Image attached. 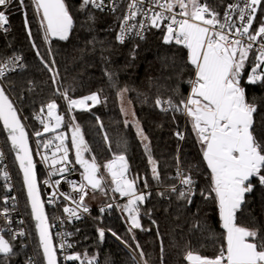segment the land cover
Wrapping results in <instances>:
<instances>
[{
  "label": "trees",
  "instance_id": "16d2710c",
  "mask_svg": "<svg viewBox=\"0 0 264 264\" xmlns=\"http://www.w3.org/2000/svg\"><path fill=\"white\" fill-rule=\"evenodd\" d=\"M229 1L206 0L209 6L220 14ZM200 2L204 3L205 0ZM64 3L73 18V28L66 41L58 37L45 39L32 0H24L23 7L18 2H12L5 10L9 31L0 29V61L12 56H20L22 59L21 69L4 76L1 83L21 118L33 132L42 128L35 122L34 116L45 114L46 108L41 113V107L55 100L58 114L64 116L65 131L70 125H79L89 149L85 152L87 159L90 158L89 155L94 157L101 168L108 160L123 154L127 160L130 178L136 179L138 188L141 187V179L147 181L151 193L140 206L141 224L144 229L150 230L135 229V241L114 208L103 213L95 210L93 213L100 225L108 231L111 230V234L115 232L127 241L131 248L107 233L101 241L98 226L81 220L68 228L69 232L74 233L70 237L74 244L71 252L86 254L88 258L95 257L96 264H133L131 254L135 250L136 260L143 264L139 250H136L138 242L148 264H189L185 259L188 251L214 257L219 252L220 245L224 243V230L216 204L203 201L197 194L194 203L188 205L177 199V193H169L166 190L174 185L173 173L177 156L186 172L192 168L199 189L210 184V171L203 161L191 122L180 112L163 113L154 106L157 95L162 99L171 96L177 102L189 95V82L194 80L195 69L188 62V50L182 45L165 44L161 29L150 31L145 40L120 44L116 40L120 21L118 15L101 13L90 6L81 10L82 0H64ZM89 13L94 15V21L88 20ZM262 15L263 12L258 10L257 25ZM41 57L58 73L55 83L51 78L52 73L44 66ZM252 59L253 54L250 55V60ZM248 70L250 65L246 67L245 75ZM122 89L128 91L121 97ZM65 90L73 99L98 93L101 102L93 105L88 101L86 109L75 108L69 111L67 101L59 94ZM247 99L257 106L253 120L254 128L259 134L264 131V87L248 86ZM123 102L127 104V111H122ZM137 121L148 136L147 141L137 135ZM177 131H184V139L181 142L175 136ZM67 143L69 144V141ZM146 144L152 158L157 162L159 181L153 179L152 165L148 160L149 152L145 151ZM11 166L13 173L17 174L15 181L32 235L37 261L38 264H43L28 208L25 207L26 200L20 177L13 161ZM36 173L39 183L43 179V172L38 166ZM105 176L111 183L109 174L106 173ZM109 191L114 198H118L116 193ZM3 193L4 187L0 182V199ZM246 200L247 207L237 213V223L249 228H258L264 233V188L257 185L251 194H246ZM126 202L121 200V206ZM47 217L50 220L49 211ZM152 221L156 223L153 224ZM197 222L206 225V230L194 228L193 225ZM4 237L15 246L17 253L11 258L10 264H26L29 251L21 242L5 235Z\"/></svg>",
  "mask_w": 264,
  "mask_h": 264
},
{
  "label": "snow or ice",
  "instance_id": "6c2138e0",
  "mask_svg": "<svg viewBox=\"0 0 264 264\" xmlns=\"http://www.w3.org/2000/svg\"><path fill=\"white\" fill-rule=\"evenodd\" d=\"M17 2L24 6V0H17ZM9 3L10 0H0V7H7ZM33 4L36 13L38 15L42 13L40 23L45 30V39L51 36L58 37L62 41L68 40L73 28V18L64 0H33ZM262 4L264 0H236L235 3L227 5L221 16L218 11L209 6L206 0L204 3L200 0H130L127 5V14L122 18L120 33L117 36L120 43H124L125 37L135 29H139L135 31V35L140 39H144V31L148 26L161 29L165 44L174 41L176 45H183L188 50V62L195 69V79L189 82L191 91L187 97L177 102L171 96L162 99L157 95L154 101V106L161 112H180L190 119L197 143L201 146L203 160L210 169L209 186L199 189L192 168L190 167L186 173L180 167L179 156H177V177L180 178L181 186L177 188L173 185L170 191L177 193V199L183 200L188 205L194 203V197L197 194L205 202H214L224 230V243L220 245L219 252L214 257L188 251L185 259L189 264H264V233L258 228H249L237 223V213L247 207L246 194H251L257 185L264 188V131L257 134L253 120V113L256 112L257 106L247 99L248 86L264 87V19L258 21V27H253L254 22H257V11L264 12ZM89 6L102 11L105 7L104 0H82L81 10H86ZM176 8H179L178 12L174 11ZM110 11H116L115 0ZM137 16H142L143 19L137 24H130L129 21L136 19ZM88 20L94 21V15L89 13ZM7 22L8 17L3 10H0V26ZM25 22L27 24L26 17ZM29 36H31L30 31ZM253 52L254 59L250 60V54ZM37 55L39 56L38 51ZM21 59L20 56H12L7 62L0 63V77L5 76V70L9 68L10 63L15 64ZM41 61L52 73L51 78L55 83L58 73L53 70V66L44 62L42 57ZM52 63L54 65L55 62ZM249 65L250 70L245 75L246 67ZM108 75L111 78V74ZM57 91L59 92V89ZM127 91L122 89L121 97ZM59 94L67 101L69 111L75 108L86 109L88 101H91L93 105L101 102L98 93H92L81 99L71 98L67 90ZM45 108L49 122L45 123L40 115H37L36 119H39L43 125L44 133L55 132L61 127L64 116L57 114L58 105L55 100L41 107L40 112L43 113ZM0 121L3 122V128L7 131L12 149L16 153L15 158L23 174V183L36 221L35 227L44 260L46 264H58L57 247L53 244L48 217L37 188L35 164L29 147L28 134L17 109L5 94L2 85H0ZM136 127L137 135L143 141H147L148 136L138 121ZM42 134L40 131L35 132L37 137ZM175 135L180 140L184 139V134L179 131ZM55 140L59 143L51 154L50 175L63 176L70 171L68 165L71 163L68 148L65 146V135L57 134ZM71 142L75 148V163L83 168L81 174L83 179L79 183L67 180L72 191L60 192L64 200L71 201L75 205V207L63 208L68 222L81 219L78 209L83 213H89V206L85 203L89 188L92 190L93 199H95L96 191L107 196L108 191L111 190L119 193L121 197H127L125 204L117 206L127 213L126 222L129 225L127 230L132 234L133 241H135V229L150 230L144 229L141 224L140 206L151 193L138 191L136 179L128 178L126 157L123 154L117 155L104 165L111 178V183L108 184L100 175L95 158L93 157L91 161L84 158L83 153L89 149L78 124L73 125ZM50 144H52L51 140L44 143L43 147L47 149ZM145 151L149 152L148 160L152 165L153 179L159 181L158 165L152 158L147 144ZM2 159L3 153L0 152V160ZM43 160L48 161L49 157L44 156ZM3 177L5 180L10 179L7 170H3ZM60 183V179L54 181L57 188ZM144 187L148 188L147 181H144ZM9 190H11L10 187ZM8 199L9 197L4 198L5 205ZM10 199L15 200V197ZM54 200L55 194L48 203H53ZM112 207L113 204H107L99 211L103 213ZM197 211L199 212L200 209ZM0 215L9 223L11 222L7 206L0 210ZM60 222L64 223V220L61 219ZM193 227L201 231L206 230V225L199 222ZM76 231L78 232L79 229ZM9 232L12 240L26 235L23 230L11 232L9 229ZM58 235L61 236L59 249L66 253L64 260L79 262V264H86V262L96 264L95 257L88 258L86 254L67 252L74 247V244L68 240L74 235L73 232L58 233ZM98 235L102 241L105 230L98 229ZM112 235L131 248V245L115 232H112ZM14 248L9 239L0 235V264H10L11 258L17 254ZM136 250H139L143 264H148L138 242H136ZM161 252H163V246H161ZM131 259L133 264H140L136 260L135 250L132 251ZM28 264H35V261L29 257Z\"/></svg>",
  "mask_w": 264,
  "mask_h": 264
},
{
  "label": "built area",
  "instance_id": "2783aa9c",
  "mask_svg": "<svg viewBox=\"0 0 264 264\" xmlns=\"http://www.w3.org/2000/svg\"><path fill=\"white\" fill-rule=\"evenodd\" d=\"M12 2H17V0H10L9 5ZM129 2H130V0H115V3H116V11L115 12L110 11V8L113 5V0H104L105 7L102 11L99 9H96V8H92L90 6L92 9H94L98 12L106 13V14H116L120 17L119 27H118V31L116 34V40H117V36L120 33L122 18L124 15L127 14V5ZM235 2H236V0H230L229 3L226 4L223 12L225 11L228 4L235 3ZM9 5L7 7H0V10H3L5 12V10L9 7ZM145 6L147 7V5H145ZM157 10H159V9H157ZM174 11L178 12L179 8L174 9ZM223 12H222L221 16L223 15ZM142 19H143L142 16H137L136 19L129 21V23L130 24H137ZM261 19H264V12H263ZM255 23L257 24V22H254V25H253L254 28L258 27V25H256ZM0 29L4 32L9 31V27L7 24L0 26ZM5 29H6V31H5ZM137 30H139V29H135L131 33H129L125 37L124 43H128L130 41L145 40L150 31L160 30V29L151 28L150 26L146 27V29L144 31V39H140L139 37H136L135 31H137ZM117 42L120 43L118 40H117ZM124 43H120V44H124ZM172 43L175 44L174 41ZM256 47H258V45ZM252 54L255 55L254 52ZM252 54H250V55H252ZM9 58L1 60L0 63L7 62ZM20 69H21V60L17 61L15 64L10 63L9 68L5 70V76L10 74V73L17 72ZM2 78L3 77H0V82H1ZM37 115H40L44 119L45 123L49 122L47 117L44 114H36L34 116V119L38 125L42 126L40 120L36 119ZM22 122L25 125V128H26L27 133H28L30 146H31L32 153L34 156L35 165H36V167L38 166L40 168V170L43 172V180H42V183L40 186V191H41L42 200H43V203H44V206L46 209V213H47V211H49V214H50V220L48 219V221H49L50 230H51L52 237H53V243L57 247L58 264H73L72 262L64 260V255L66 253L64 250L59 249V244L61 242V236L58 235V233L69 232V230H68L69 225L77 223L78 221H81V220L90 221V222L94 223L96 226H98L99 229H104L97 222V220H95V218H93L94 211L99 210L101 207H103L107 204H113L112 208L119 211L120 207H118L117 205L121 206V200L127 201V197H121L119 193H116L118 198L113 197L110 201H108L106 203H101L96 207L89 205V203H87L85 201V203L89 206V209H90L89 213H83L81 210L78 209V212H80V215H81V219H78V220L73 219L71 222H68L67 214L64 213L63 208L65 206L75 207V205L72 204L71 201L64 200V198L62 196H60V192L67 193V192L72 191L70 185L67 183V180H73V181H76L77 183H79L83 179L82 175H81L82 174L81 171L77 168V166L75 165V163L73 161L71 148L65 142V146L68 148L69 161H71V163L68 165L70 171L64 173L63 176H61L60 174L50 175V172H51L50 158H51V156H49V155H51V153L55 149L57 142L55 140H53L52 136H49V135L48 136L47 135H45V136L41 135L40 137H37L35 135V132H33L29 128V126L25 122V120L22 119ZM181 133L184 134L183 131ZM49 140L52 141V144H50L49 148L45 149L43 147V144L48 142ZM181 141L182 140H180V142ZM0 152L3 153V159L0 160V182H1L2 186L4 187L3 197L0 199V210H2L5 206H7L9 208V217L11 220V222L9 223L8 221L5 220V218L2 215H0V230L10 239H12V238H11V233L9 232V229H11V232H19L20 230H23L26 235L23 237L18 236L15 239V241L21 242L23 247H25L29 251L28 258L31 257L35 261V264H38L37 256H36V253L34 250V244L32 241V235L30 232V228L28 226V222H27V218H26V215H25V212L23 209V205H22L21 200H20L19 192L17 189L16 181H15V175H14L13 170H12V166H11V162H10V152L8 150L6 143H5V137L3 135L2 130H0ZM59 155L60 154L58 153V156ZM44 156H49V160L44 161L43 160ZM71 157H72V159H70ZM177 167H178V165L176 164V167H175V170L173 173V179H174V185L177 188H179L181 185H180V178L177 177ZM180 167H182L181 164H180ZM71 169H74V170H71ZM3 170L8 171L9 177H10L9 180L4 179ZM127 175H128V178L131 179L129 176V173ZM57 179L61 180V183L58 186V188L54 184V181ZM46 181H48V183H46ZM9 187L11 188V190H9ZM170 188H167L166 190H168L169 193H173L170 191ZM137 190L149 192V189L144 187V179H141V187H139V188L137 187ZM53 194H55L54 202L48 203L49 199L51 197H53ZM5 197H9L7 205L4 204V198ZM11 197H15V200L10 199ZM110 209H106L105 212L109 211ZM217 212H218V209H217ZM61 219L64 220V223L60 222ZM21 221H23V223H20ZM105 233H107L106 230H105ZM68 240H69V242L72 243L71 238H68ZM71 250L72 249H68L67 252H71ZM28 258H27L26 264H28Z\"/></svg>",
  "mask_w": 264,
  "mask_h": 264
},
{
  "label": "rangeland",
  "instance_id": "374dc122",
  "mask_svg": "<svg viewBox=\"0 0 264 264\" xmlns=\"http://www.w3.org/2000/svg\"><path fill=\"white\" fill-rule=\"evenodd\" d=\"M33 1V0H32ZM35 7V6H34ZM37 14V13H36ZM38 15V14H37ZM38 18H39V20H40V15H38ZM43 28V32L45 33V30H44V27H42ZM51 37V36H50ZM123 106H124V110L125 111H127L128 110V108H127V104L126 103H124L123 102ZM77 109H80V108H77ZM130 112H131V110H130ZM57 114H58V112H57ZM46 117H47V111H46V113L44 114ZM59 115V114H58ZM188 118V117H187ZM188 121H190V119L188 118ZM53 124H54V121L52 122ZM1 128V127H0ZM0 130H2V129H0ZM40 132H42L43 134L42 135H47L48 136V134H49V136H52V138H53V140H55V136L57 135V134H64L65 135V142L67 143V141H68V134H67V131H65V129L63 128V123H62V125H61V127L60 128H58V129H56V131L55 132H47V133H44L43 132V125H42V128H41V130H40ZM56 141V140H55ZM57 142V144L59 143V141H56ZM5 143H6V140H5ZM68 144V143H67ZM6 145H7V143H6ZM69 146H70V144H68ZM7 147H8V145H7ZM71 148V147H70ZM8 150H9V148H8ZM53 151H55V149L53 150ZM10 152V151H9ZM52 154V153H51ZM58 155V154H57ZM49 156H51V155H49ZM48 156V157H49ZM89 160L91 161V159H92V156H90L89 155ZM70 159H72V157L70 158ZM114 158H112V159H110V160H108L104 165H106L108 162H110V161H112ZM10 161H11V165H12V161H13V158H12V156H11V153H10ZM14 163V162H13ZM13 168V167H12ZM13 172H14V170H13ZM18 172V171H17ZM99 173H100V175H102L104 178H105V182L106 183H108V184H110L109 183V181H108V179H106V176H105V174L107 173V169L104 167V166H102L101 168L99 167ZM14 175H15V177H17V174H16V172L14 173ZM43 180V179H42ZM42 180H41V182H39V186H41V183H42ZM19 187V191L21 192V189H20V186H18ZM89 191V195H88V197L86 198V202L87 203H89V205H91V206H93V207H96V206H98L99 204H101V203H106V202H108V201H110L112 198H113V194L112 193H110V191H108V194H107V196H105V195H103L100 191H96L95 192V199H93L92 197H93V193H92V190L91 189H89L88 190ZM25 207H27V204L25 205ZM116 212L118 213V215L119 216H121L122 217V222L124 223V224H126V226H127V228H128V223L126 222V218H127V213H124L123 211H122V208L120 207V209H119V211H117L116 210ZM93 218H94V216H93ZM96 220V219H95ZM102 226V225H101ZM103 227V226H102ZM104 228V227H103ZM105 229V228H104ZM106 230V229H105ZM106 232H107V234L108 235H110L111 237H113L114 239H116L117 240V238L116 237H114L108 230H106ZM1 234H3V235H5L1 230H0V235ZM6 236V235H5ZM118 241V240H117ZM119 243L121 244V245H124V244H122L120 241H119ZM42 260V259H41Z\"/></svg>",
  "mask_w": 264,
  "mask_h": 264
},
{
  "label": "water",
  "instance_id": "95a60500",
  "mask_svg": "<svg viewBox=\"0 0 264 264\" xmlns=\"http://www.w3.org/2000/svg\"><path fill=\"white\" fill-rule=\"evenodd\" d=\"M0 85H2L1 82H0ZM2 86H3V85H2ZM3 87H4V86H3ZM4 89H5V88H4ZM5 94H6V95L9 97V99L12 101V99H11V97L9 96V94L7 93V90H6V89H5ZM12 102H13V101H12ZM13 105H14V103H13ZM14 107L16 108L15 105H14ZM16 109H17V108H16ZM17 111H18V110H17ZM18 115L20 116L19 112H18ZM20 118H21V117H20ZM21 122H22V119H21ZM22 123H23V122H22ZM0 127H1V129H2L3 135H4V137H5L6 143H7L8 148H9V151H10L11 156H12V158H13V162H14V164H15V167H16V169H17V171H18V174H19V177H20V181H21V185H22V189H23L24 197H25V200H26V204H27L28 212H29V215H30V218H31V222H32V225H33V229H34V233H35V236H36V240H37L38 248H39V251H40V254H41L42 262H43V264H46V261L44 260V257H43L42 249H41V247H40V245H39L38 232H37V229H36V227H35V225H36V221H35V219H34V217H33V215H32V212H31L30 201H29V198H28V196H27V189H26V186H25L24 183H23V174H22V171H21L20 168H19V162H18V161L16 160V158H15V155H16L15 150L12 149L11 141L8 139L7 131L3 128V122H2V121H0ZM25 130H26V128H25ZM72 131H73V125L68 126V128H67L68 141H69V144H70V147H71L73 161H74V163H75V148H74V146L72 145V142H71ZM26 132H27V130H26ZM27 134H28V133H27ZM28 141H29V137H28ZM29 147H30V150H31V152H32V149H31V146H30V142H29ZM32 156H33V153H32ZM83 156H84V158H85L86 160H89V159H87V158L85 157V153H83ZM89 161H90V160H89ZM33 162H34V164H35L34 156H33ZM75 165L77 166V168H78V169L81 171V173H82V172H83V168H82L79 164H76V163H75ZM35 171H36V165H35ZM36 177H37V173H36ZM37 188H38V190H39L40 199H41V201L43 202V200H42V196H41V191H40V186H39V183H38V179H37ZM89 189H90V188H89ZM43 205H44V203H43ZM44 211H45V214L47 215V213H46V209H45V206H44ZM48 223H49V221H48ZM50 232H51V230H50ZM53 244H54V243H53ZM57 259H58V258H57Z\"/></svg>",
  "mask_w": 264,
  "mask_h": 264
},
{
  "label": "crops",
  "instance_id": "0c3cea01",
  "mask_svg": "<svg viewBox=\"0 0 264 264\" xmlns=\"http://www.w3.org/2000/svg\"><path fill=\"white\" fill-rule=\"evenodd\" d=\"M40 15H42V13L40 14ZM256 24V23H255ZM257 25V24H256ZM194 79H195V75H194ZM190 91H191V89H190ZM189 94H190V92H189ZM185 116V115H184ZM188 119V118H187ZM184 132V131H183ZM200 145V144H199ZM200 149H201V146H200ZM202 158H203V156H202ZM204 161V160H203ZM204 163H205V165H206V167H207V164H206V162L204 161ZM208 169V168H207ZM209 171H210V169H208ZM108 173V172H107ZM109 174V173H108ZM110 176V175H109Z\"/></svg>",
  "mask_w": 264,
  "mask_h": 264
}]
</instances>
